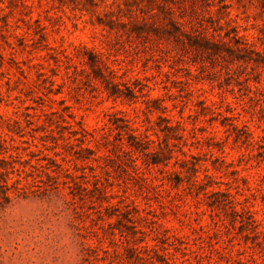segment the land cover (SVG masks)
<instances>
[{
	"label": "rangeland",
	"instance_id": "obj_1",
	"mask_svg": "<svg viewBox=\"0 0 264 264\" xmlns=\"http://www.w3.org/2000/svg\"><path fill=\"white\" fill-rule=\"evenodd\" d=\"M262 52L257 0H0V264H264Z\"/></svg>",
	"mask_w": 264,
	"mask_h": 264
},
{
	"label": "trees",
	"instance_id": "obj_2",
	"mask_svg": "<svg viewBox=\"0 0 264 264\" xmlns=\"http://www.w3.org/2000/svg\"><path fill=\"white\" fill-rule=\"evenodd\" d=\"M257 1H258L259 5L261 6V8L264 10V0H257ZM168 20H169L168 23H169L173 28L177 29L175 23H174L171 19H168ZM253 60H254L255 62H257V63H261L262 65H264V52L258 54V56H257L256 58H254ZM130 136L133 137L132 134H130Z\"/></svg>",
	"mask_w": 264,
	"mask_h": 264
}]
</instances>
